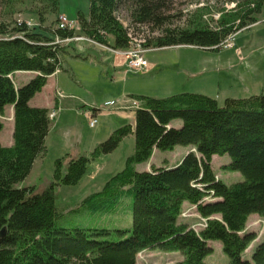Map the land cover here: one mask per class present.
<instances>
[{
  "label": "trees",
  "instance_id": "trees-1",
  "mask_svg": "<svg viewBox=\"0 0 264 264\" xmlns=\"http://www.w3.org/2000/svg\"><path fill=\"white\" fill-rule=\"evenodd\" d=\"M2 1L14 8L20 0ZM133 1L136 22L162 26L168 19L161 14L162 1ZM120 3L90 0L89 16L78 14L81 34L77 28L59 27V21L45 26L47 13H40L39 24L32 26L25 20L14 21L13 26L0 21V132L6 106L14 105L15 121L14 144L4 146L0 141V233L4 230L0 234V264H137L138 254L149 248L180 252L182 259L173 264H206V256L213 252L210 241L222 244L223 252L231 258L229 264H264V237L250 257L244 256L257 237V233L246 231L249 218L254 214L264 218V94L227 98L223 105L212 96L192 92L165 97L131 95L139 103L134 125L117 128L90 156L68 162L66 157L58 158L53 180L42 192L19 186L47 149L51 111L32 107L29 101L42 91L50 75L63 68L65 45L56 39L83 34L109 45L112 36L113 48H129L128 31L116 16ZM240 8L235 18L225 15L215 28H166L154 41L148 38L147 46L187 44L219 49L232 33L264 15V0H245ZM58 10L59 0H51L49 13ZM16 71L39 74L18 88L11 77ZM175 120H181V126L173 125ZM129 136H134L135 151L126 166L81 205L96 214L133 195L131 226H57L61 208L56 188L78 185L92 162L114 152ZM180 145L196 150L176 166L135 168L149 160L155 149L174 150ZM215 155H228L226 168L240 172L244 180L228 184L219 179L212 165ZM186 202L207 219L203 229H193L182 218Z\"/></svg>",
  "mask_w": 264,
  "mask_h": 264
},
{
  "label": "rangeland",
  "instance_id": "rangeland-1",
  "mask_svg": "<svg viewBox=\"0 0 264 264\" xmlns=\"http://www.w3.org/2000/svg\"><path fill=\"white\" fill-rule=\"evenodd\" d=\"M154 1L163 2V7L160 9L161 14L168 19L162 26L154 23L151 24V22L148 24L142 23L145 25L141 27H146L143 29L136 28V21L132 17L136 2L133 0H121L120 3L122 19L131 28H136L138 35L141 36L143 33L145 37H150L152 41H154V38L162 36L166 28H193L197 25H208L215 28L225 15L235 18L236 12L241 11V8L239 10V5L245 0ZM50 8L51 0H20L14 8L11 3L7 4L0 0V21H6L12 26L14 25V21L19 20L39 24V14L47 13L45 14L47 21L44 25L52 27L58 23L60 14H66L70 18H74L73 20L78 17L79 13L88 16L90 12V0H59V10L56 13H49ZM262 18H264V15L259 16V19ZM250 25H247L242 30L247 29ZM78 31L80 33V30ZM250 31L246 30L242 33V36L251 33ZM246 39L248 38L244 39V43H247ZM180 46L194 45L184 44ZM150 47L155 48L153 45ZM222 48L224 47H220L219 49ZM79 51L78 44L72 42L69 46H66L63 53L64 66L69 71L68 73L65 71V74L60 76L62 85L60 88L61 92L58 94L62 99L64 107L59 109L60 112L52 119V132L45 151V158L43 160L44 172L39 187L42 184L47 187V183L53 180L55 161L58 158L64 159L67 153L72 156H89L92 146H96L98 142L106 140L107 138H103L101 141H98L104 135L97 136L96 134L103 132L107 121H111L114 128H119L130 122L133 125L135 124L134 109L137 105H134V101L129 96L130 93L152 94L156 97H165L174 93L187 92L185 88L186 86L190 87V85H188L187 80L184 78L186 77L185 72L180 70L184 66V63H189L190 65L194 63L200 64L206 54L211 55L212 53L215 57L219 53V50L203 48L161 47L146 53V57L151 64L150 66L153 67L154 65L152 70L147 68L145 71L137 72L129 71V68L124 67L120 69V72H117L113 60H105L100 51L97 52L94 49L86 50L84 53H81L82 57L78 59L70 55L80 54ZM179 53L183 54L180 57H176ZM175 58H178L177 63H174ZM173 71H182L178 73L181 77H176L175 74L177 73ZM172 87L175 89L169 91ZM244 87L246 88V84L241 83L240 89L242 93L244 92ZM111 99L116 101V105L112 109H107L105 101ZM84 100H87L88 103L90 102L91 105L99 109L100 114L97 116L98 121L95 126L90 125L92 116L87 109L78 107H75L72 111L67 109L68 104L82 105ZM8 119L9 114L7 112L5 122H8ZM181 124V120H175L173 125L181 126ZM192 150L195 151L196 149L191 145L176 146L174 150L163 151L155 149L149 160L141 164H135V168L142 171L150 170L153 166H173L181 160L185 151ZM134 151V136L126 137L114 152L92 162L87 174L78 185L58 186L56 188V201L59 208H61V214L56 220V225H85L108 228L130 227L132 218L129 204L133 200V195L124 198L113 209L104 212L100 211L96 214L89 213L81 203L88 195L101 190L112 175L121 171L126 166L127 158L133 155ZM68 161L69 159L66 160V162ZM229 163L230 157L228 155H216L213 157L212 165L217 177L228 184L244 180V176L240 172L226 168ZM33 180L34 177L32 178ZM35 183L38 184V181ZM45 186L44 189H46ZM209 200L213 201V199L206 201ZM182 214H184L182 218L189 221L193 229L198 231L204 228V221L200 218L201 216L198 214L196 206L184 204ZM246 231L257 233L255 241L251 243L244 253V256L250 257L256 244L264 237V218L257 214L252 215L247 222ZM210 245L213 247V252L206 256V264H229L231 262L229 255L223 252L220 242L210 241ZM181 259L182 255L180 252H167L158 248H149L138 254L137 264H173Z\"/></svg>",
  "mask_w": 264,
  "mask_h": 264
},
{
  "label": "crops",
  "instance_id": "crops-1",
  "mask_svg": "<svg viewBox=\"0 0 264 264\" xmlns=\"http://www.w3.org/2000/svg\"><path fill=\"white\" fill-rule=\"evenodd\" d=\"M67 17L72 20L74 19V18H70L68 15ZM75 21H78V17H76ZM77 30H80V24L78 25ZM246 30H251L250 31L251 33L247 35L244 34L242 36V33H244ZM79 36L84 37L85 39L74 40L68 44H64L65 48L66 46H69L72 42H76L78 44L80 54L77 55L70 54L73 58L76 59L81 58L82 57L81 53H84L86 50L94 49L97 52L100 51L103 54L105 60L112 59L115 65V69H117V72H120L121 68L124 67L128 68V62L126 57L117 52L118 50H122V49L113 48L112 45L114 38L112 36H109V45L101 44L86 36H82V35ZM245 38H248L246 39L247 43H244ZM82 42H86V43L83 44ZM87 42H89L90 44ZM187 47L202 48L198 46H185V47L177 46V48H187ZM65 48H64V52H65ZM203 49L219 50V53L215 55V57L214 54L212 53L211 55L206 54L204 56V60L200 64L194 63L193 65H190L189 63H184V66H182L180 70H183L185 72L186 77L184 78L187 80L188 85H190V87L186 86L185 91L212 96L218 100V103L220 105H223L222 103H224L227 98H242V97L247 98L254 95L264 94V18L259 19L255 23H252L250 26H248L247 29L240 31V33L236 36L234 45L232 47L222 48V49H215V48H203ZM182 54L183 53H179L176 55V57L178 56L180 57V55ZM175 59L176 60L174 63H177L178 58ZM62 63H63V68L61 70H58L54 74L50 75L48 77V82L44 86L42 91L38 92L34 97L30 99L29 103L32 107H45L50 109L51 111L50 113L55 111L56 114L60 112L59 109L64 107L62 105V101H61L62 99L58 94L59 92H61L60 88L62 85L60 76L62 74H65L64 73L65 71L66 73H68L69 71L64 66L63 54H62ZM148 63H149L148 69L152 70L154 68V65L153 67H151L149 61ZM173 72L177 73L175 74L176 77L178 78L181 77V75H179L178 73H181L182 71L179 72L173 71ZM38 74L39 73L36 71H16L11 75V77L13 78L16 87L19 88ZM241 83L246 84V88L244 87L245 89L243 93L241 92L242 90L240 89ZM174 89L172 87L169 89V91H172ZM131 95H146V94L130 93L129 96ZM147 95L153 96L152 94H147ZM111 100H107L105 101V103ZM133 101L137 102L135 100ZM75 107L87 109L91 115L98 116L100 114L99 109L94 107V105H91L90 102L88 103L87 100H84L82 105L80 104L67 105V109H70V111L74 110ZM7 112L9 114V119L8 122H5V115L7 114ZM50 119H51L50 132L46 138V147L49 136L52 132L51 128H52L53 118ZM2 121L4 123V127L0 132V141L4 146H12L14 144V129H15L14 105L6 106L5 114L2 116ZM106 123L103 132H98L96 134L97 136L104 135L98 141H101V139L103 138H108L117 129L112 127L111 121H107ZM129 124L133 125L131 122ZM104 141L98 142L96 146H92L91 153L95 147H97L100 143ZM189 152L190 151H185L184 156ZM80 156H87V155L72 156L69 153L65 155L67 159L77 158ZM184 156H182L181 160L183 159ZM44 158H45V153L42 154L36 160L29 176L22 183L19 184L20 187L32 186L35 187L37 192H42L44 190V186H45L44 184L42 185L40 184L41 186L39 187V183L42 180V174L44 172V161H43ZM181 160L177 164H179ZM173 166H169V167H173ZM33 177L34 180L32 181ZM36 181H38V184L35 183ZM50 183L51 182H48L47 186ZM185 204L191 205L188 202H186Z\"/></svg>",
  "mask_w": 264,
  "mask_h": 264
},
{
  "label": "built area",
  "instance_id": "built-area-1",
  "mask_svg": "<svg viewBox=\"0 0 264 264\" xmlns=\"http://www.w3.org/2000/svg\"><path fill=\"white\" fill-rule=\"evenodd\" d=\"M116 16L117 19L126 27L128 31V36L130 38V46L127 49H122L118 50L117 52L124 55L127 59L128 62V68L129 71H145L147 70L149 63L146 58V53L155 49L153 47L147 46L148 38L150 37H145V35L142 33V35L137 34L136 28H146V27H141L144 26L145 24L138 23L136 22L135 26L136 28H131L129 24H127L123 19H122V14L120 13V10L116 11ZM20 23L23 22V20H19ZM29 26H32L33 23L31 21H26ZM79 25L78 21L69 19L67 15L65 14H60L59 15V27L61 28H77ZM136 30V32H134ZM241 30H238L234 33H232L228 38H226L219 46L224 47V48H229L232 47L233 42L236 39L237 34ZM85 39L84 37L77 36L74 38H66V39H56V43H61V44H68L71 41L74 40H83ZM116 105V101L111 100L105 103V107L107 109H112ZM134 105H139L137 102H134ZM56 115V112L53 111L50 113V118H53ZM91 121L90 125L95 126L97 123V116L91 115ZM209 198H206L205 200H208ZM184 216V214H182ZM203 221L204 224L203 226H207V220L205 218L200 217Z\"/></svg>",
  "mask_w": 264,
  "mask_h": 264
},
{
  "label": "water",
  "instance_id": "water-1",
  "mask_svg": "<svg viewBox=\"0 0 264 264\" xmlns=\"http://www.w3.org/2000/svg\"><path fill=\"white\" fill-rule=\"evenodd\" d=\"M192 151H193V150H192ZM3 232H4V230H2L0 234L2 235V234H3Z\"/></svg>",
  "mask_w": 264,
  "mask_h": 264
}]
</instances>
